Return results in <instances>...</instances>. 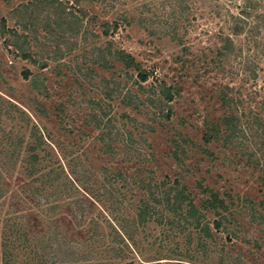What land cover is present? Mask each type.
Listing matches in <instances>:
<instances>
[{
  "label": "rangeland",
  "instance_id": "374dc122",
  "mask_svg": "<svg viewBox=\"0 0 264 264\" xmlns=\"http://www.w3.org/2000/svg\"><path fill=\"white\" fill-rule=\"evenodd\" d=\"M30 3L34 0H0V161L6 157L19 159L15 172L7 174L3 170L11 190H20L23 182L31 181L23 173V161L28 158L26 146L42 143L34 152L44 171L54 169L58 174L64 169L67 181L73 184L68 183L73 189L64 195L58 222L41 220L37 214L42 210L36 206L32 209L34 215L27 219L32 237L45 231L64 232L68 239L82 245L83 251L90 248L99 264H264V222L252 219L258 212L264 216V131L256 126L244 135L239 142L244 153L238 146L225 149L221 142L208 147L214 159L191 149L192 144L187 147L190 150L184 167L171 157V140L177 132L196 146L204 144V136L212 133V124L225 114L219 99L224 91L242 100L236 112L244 124L252 123L257 114L264 121V0H119L105 4L99 0H52L53 9L62 10L59 17L45 13L41 7L35 15L38 19L29 22L27 28L16 25L11 12ZM143 13L149 20L146 28L138 20ZM178 19H182L176 33L181 42L169 35V24ZM106 22L110 28L104 29L102 24ZM114 24H118L117 29ZM107 29L108 39L103 36ZM10 31L17 32L32 60L8 47ZM223 37L233 40L236 52L214 67L212 62L217 60ZM106 41L132 54L153 72L155 81L180 89L171 122L160 120L166 128L143 134L122 121L124 112L133 113L122 106L121 96L106 98L103 78L112 80L115 75L95 65L93 54L95 47L104 46ZM26 73L31 74L29 79H25ZM32 80L39 82L38 89L32 87ZM122 84L138 93L137 87L124 79ZM93 100L106 107L107 118L118 120L120 135L129 130L135 138L133 144L129 140L119 143L117 159L104 154L100 130L89 125L94 111L89 103ZM60 105L65 107L64 114L57 110ZM127 147L129 154L124 153ZM9 149L17 152L8 156L4 152ZM105 167L114 169L113 176L116 170L122 171L130 183V190L119 184L121 197L126 199L121 215L110 212L105 199L95 197L105 194L98 192L103 179H112L110 175L105 178ZM150 178L170 184L181 179L198 206L205 195L198 183L230 193L236 198L235 219L224 222L216 232L217 217L209 212L207 222L213 239L188 227H160L156 223L129 231L135 232L131 234L133 240L124 232L118 239L115 232L120 229L119 218L126 216L129 220L138 199V185L133 180ZM69 202L84 206L82 211L88 215L85 228H76ZM11 206L10 197L0 203L3 218ZM89 222H96L99 229L92 238L86 234Z\"/></svg>",
  "mask_w": 264,
  "mask_h": 264
},
{
  "label": "trees",
  "instance_id": "16d2710c",
  "mask_svg": "<svg viewBox=\"0 0 264 264\" xmlns=\"http://www.w3.org/2000/svg\"><path fill=\"white\" fill-rule=\"evenodd\" d=\"M116 1L119 0H99L102 4L106 2L115 3ZM52 6V0H34V3L21 4L11 12L10 18L11 20H17L16 25L27 28L29 22L33 23V21L38 19V16L35 17V15H38L37 12L41 7L45 13H50L51 15V12H53L54 15L59 17L62 10H54ZM31 7L34 9L31 10ZM236 19L237 21L240 20L238 17H235ZM138 20L141 27H147L149 20L145 13ZM56 21L59 23L60 19ZM181 22L182 19H178L169 24L171 30L169 35H172L173 40L178 42H181V40L176 33L179 32ZM114 25V29H117L118 24ZM102 27L104 29L105 27L110 28V24L106 22L102 24ZM160 27L161 31H163L162 25ZM2 29L1 37L5 33V25ZM109 32V29L103 32V36L106 39L110 36ZM8 33L10 39L7 42L8 47H14L21 53L22 58L31 59L28 49H24L20 43V37L17 32L10 31ZM221 40L223 46L218 50L217 60L212 62L214 67H217L218 63L222 65L223 60L225 61L232 57L236 52V47L230 37H223ZM93 54L95 65L102 70L112 71L115 75L112 80L103 78V87L107 90L106 98L113 100L114 97L117 96L119 98L121 96L122 106L130 109L131 113H133L131 115L124 112L121 116L122 121L130 123L138 130L140 129L143 134H151L159 128H166L165 124H162L160 120L165 123L171 122L173 103L179 99L180 89L173 85L169 86L164 81H155L153 72L143 67L132 54L116 47V44L112 41H106L104 46H96ZM24 77L29 79L31 74L26 73ZM117 78H120L121 81L117 80ZM123 79L125 82L131 83L133 87H137L138 93L135 94L132 89L125 88L122 84ZM111 85L113 86L111 87ZM32 87L38 89L39 82L32 80ZM124 89H126V92L123 95ZM230 92L224 91L220 95V103L225 110V114L218 122L212 124V133L204 136L203 145L196 146L181 131L177 132L171 140V157L180 168L185 165V160L190 150L187 147L191 144L193 145H191V149H197L205 157L214 159V154L208 148L209 145L222 142L225 149L235 150L238 146V149L244 153L245 148L239 146V142L244 135L252 131L256 126L264 131V125L262 124L264 121L260 114L255 115L252 123L244 124L236 112L243 102L241 99L238 100L231 97ZM37 104L44 110L40 103ZM89 107L94 110L90 115L89 125L100 130L99 140L105 145L103 147L104 154L110 158L117 159L120 155V142L125 143V141L128 142L129 140V143H134L135 138L132 132L127 130L123 135H120L122 130L118 128V120L107 118L106 107L98 106L95 100L89 103ZM108 107L110 106L108 105ZM262 107H264V102H262ZM57 110L62 114L65 113L63 105H60ZM139 117H143V119L139 120ZM140 137L143 139L142 142L144 144L147 143L144 135ZM41 144L36 146L28 144L26 146L28 158L23 161V173L31 181L29 183L23 182L24 184L20 190L12 191L9 183L5 181L6 173L10 174L12 171H16L20 162L18 161L19 159L7 160L9 157H6L0 161V203L7 197L12 200V206L7 209L5 218L0 214V264H99V262L94 261L96 254L90 248L83 251L82 245H78L73 240L68 239L64 232L53 234L45 231L39 232L36 237L31 235L32 232H30L31 230L28 227L30 222L27 219H30V216L33 217L32 209L36 206L42 210V212L39 210V213L37 212V216L41 220L43 218L50 219L51 222H58L57 217L64 208V204H62L64 195L67 196V193L73 189L68 185V183L73 184L67 181L64 169L58 174H55L57 170L54 169L50 172L44 171L43 164L38 160L34 152L41 147ZM125 149L124 153L129 154V147ZM16 152V149L11 150V152L9 149L4 153L8 156H13ZM137 155L141 157L140 154ZM3 169L7 172L5 173ZM113 170L112 168H103L105 178L110 175L112 179L108 182L103 179L98 192H104L105 194L95 197L105 199L110 206V212L121 215L120 212L126 203V199H122L120 191L122 189L130 190V183L120 170H116L113 176ZM53 174L55 176L52 177ZM180 180H176L173 184L167 181L157 182L154 178H150L148 181L133 180L138 185V199L133 207L134 213L132 217L129 220H125L126 216L119 218L118 223L122 231L119 229V232H115V234L117 233V238L120 239L124 232V235L133 240L131 234H135V232L131 233L129 231L135 229L137 232L148 223H156L160 227L178 226L180 229L188 227L191 230L199 231L206 238L213 239L210 223L207 222L209 212L217 217L214 222V230L216 232H219L224 227V222H232L235 219L233 208L236 205V198L233 195L215 191L202 183H198V187L205 194L204 197H201V205L198 206L187 193V186H184ZM134 183L131 182V185H135ZM119 184H122V189ZM238 200L240 199L238 198ZM69 205L74 211L72 217L77 221L75 222L76 228H85V218L88 215L82 211L84 206H77V203L74 202H69ZM129 211L131 212V210ZM252 219L264 222V216L260 212L255 213ZM181 222H184L182 226ZM88 225L90 227L86 230V234L92 238L99 229L96 222H89Z\"/></svg>",
  "mask_w": 264,
  "mask_h": 264
}]
</instances>
